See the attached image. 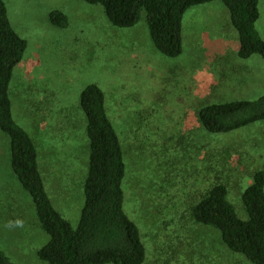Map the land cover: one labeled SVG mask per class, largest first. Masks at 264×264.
<instances>
[{"label":"rangeland","instance_id":"374dc122","mask_svg":"<svg viewBox=\"0 0 264 264\" xmlns=\"http://www.w3.org/2000/svg\"><path fill=\"white\" fill-rule=\"evenodd\" d=\"M4 1L28 42L10 84L13 116L37 145L55 208L78 226L90 155L80 94L95 83L126 150L125 210L142 231L144 264H251L223 245L220 231L190 215L196 198L219 182L247 218L242 192L264 169V120L211 134L197 117L205 104L264 94V59L238 56L228 8L221 1L190 7L183 52L170 57L156 48L145 12L135 26L120 28L85 0ZM56 9L69 16L67 28L51 24ZM260 12L264 39V0ZM11 157L10 138L0 130V249L20 264H47L38 251L49 236Z\"/></svg>","mask_w":264,"mask_h":264},{"label":"trees","instance_id":"16d2710c","mask_svg":"<svg viewBox=\"0 0 264 264\" xmlns=\"http://www.w3.org/2000/svg\"><path fill=\"white\" fill-rule=\"evenodd\" d=\"M85 1L101 5L110 23L120 28L135 26L145 12L156 48L170 57L183 52L186 11L221 1L239 33L238 56L249 59L259 54L264 59V39L256 26L261 16L260 0ZM49 20L59 28L69 26V16L61 10L51 11ZM27 48V40L16 31L5 1L0 0V130L10 138L13 171L31 195L40 227L49 236L38 251L39 258L47 264H144L147 249L142 231L125 210L126 150L98 84L87 85L80 94L90 155L78 226L74 228L53 205L39 168L37 145L12 111L10 84ZM197 117L211 134L240 129L264 120V94L252 100L205 104ZM241 200L247 218L239 216L229 200L228 187L218 182L190 205V215L196 224L220 231L221 242L232 253L244 256L251 264H264V169L254 172ZM0 264L20 263L0 249Z\"/></svg>","mask_w":264,"mask_h":264}]
</instances>
